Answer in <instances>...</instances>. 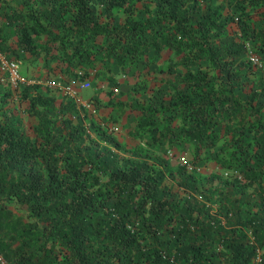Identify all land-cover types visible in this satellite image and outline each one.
I'll return each mask as SVG.
<instances>
[{"label":"trees","instance_id":"16d2710c","mask_svg":"<svg viewBox=\"0 0 264 264\" xmlns=\"http://www.w3.org/2000/svg\"><path fill=\"white\" fill-rule=\"evenodd\" d=\"M2 18L15 41L0 26L1 52L22 47L66 76L96 56L106 73L130 70L162 49L179 65L174 81H149L148 96L121 105L138 113L130 145L109 111L26 85L15 102L0 81V228L16 241L0 237L6 264H262L264 65L251 58L264 62V0H17ZM184 140L190 169L173 170L154 149ZM200 160L219 170L196 175ZM213 183L211 208L201 198Z\"/></svg>","mask_w":264,"mask_h":264},{"label":"rangeland","instance_id":"374dc122","mask_svg":"<svg viewBox=\"0 0 264 264\" xmlns=\"http://www.w3.org/2000/svg\"><path fill=\"white\" fill-rule=\"evenodd\" d=\"M17 0H0V26L3 28V33L7 35L9 43L15 41V35L9 33L8 26L3 25L4 20L2 18L3 11H9L15 7ZM115 20L119 19L120 11L117 9L113 10ZM138 16H141L140 14ZM97 39L94 45H99ZM40 42H36L35 47L37 48ZM96 43V44H95ZM12 57L17 58L21 62V78L22 82L15 89L11 90L12 99L15 102L20 101L19 90L22 86L27 87L29 94L44 93L46 89L52 92L58 93V97L62 98V101L70 103L74 110L85 109V111H93L99 116L102 111H109L111 119L108 120L107 124L112 126L113 132L115 133L118 141L123 144L130 145L132 141H138L140 134L137 131L135 125V119L138 113L134 109L124 107L121 110L123 103H134L135 99H142L149 95V84L153 80L156 81H174L176 75L175 71L178 70L179 65L176 61V57L172 56L171 52L162 49L159 55L154 57L151 64L149 62L144 65L141 62L135 64L130 70L118 71L115 68H111L106 73L105 67L101 63L98 56L94 59L93 64L87 71V74H81L82 79H87L90 82V87L85 90H75L73 78H76L78 72H72L69 75H65L55 67V60L47 59L44 64L43 59L39 56H31L27 50L22 47L15 48L14 52H9ZM252 62L256 67L261 68L264 65L260 55H255L251 58ZM252 78V77H251ZM149 81H151L149 83ZM255 81V80H254ZM145 84L144 88H140V85ZM133 87V89L131 88ZM19 89V90H17ZM136 90V92H133ZM92 104L97 105L98 109H95ZM23 105V103H21ZM20 108V107H19ZM24 124L33 125L34 120L27 115H24ZM75 121L81 122L84 125L87 122L80 119V115H75ZM114 119V120H112ZM130 130V132H128ZM135 132V133H133ZM142 138H147L145 133H142ZM154 151L161 156L168 158L171 168L174 170L176 165L187 164V168L190 169L189 161L191 158V145L188 141L184 140L178 144L172 145L170 149L166 148L165 145L157 146ZM196 175H206L211 171L219 170L217 165L212 161L200 160L194 166ZM223 175H231V171L221 170ZM219 185L213 183L212 186L206 187V196L202 197L203 203L212 207H215ZM251 188H244L243 193H237V196L247 195L252 193ZM257 194L254 193L252 196L255 197ZM244 197L242 196L241 199ZM3 221V216L0 215V223ZM10 234L0 228V237L3 241H9L10 247L12 248L16 241L13 238H9ZM260 253L264 255V247L260 249ZM0 264H6V260L0 256ZM215 264H227L226 257L217 258Z\"/></svg>","mask_w":264,"mask_h":264},{"label":"built area","instance_id":"2783aa9c","mask_svg":"<svg viewBox=\"0 0 264 264\" xmlns=\"http://www.w3.org/2000/svg\"><path fill=\"white\" fill-rule=\"evenodd\" d=\"M21 62L19 59L9 57L5 53L0 51V81L6 83L11 88L19 86L22 82L21 78ZM79 74V73H78ZM73 78L75 90H85L90 87V82L87 79H82L80 76ZM258 261H262L264 264V255L258 250Z\"/></svg>","mask_w":264,"mask_h":264}]
</instances>
